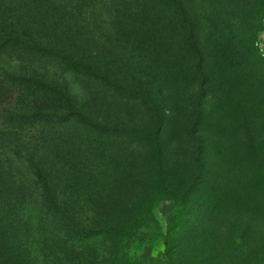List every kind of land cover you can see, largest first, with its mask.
<instances>
[{"label":"rangeland","instance_id":"obj_1","mask_svg":"<svg viewBox=\"0 0 264 264\" xmlns=\"http://www.w3.org/2000/svg\"><path fill=\"white\" fill-rule=\"evenodd\" d=\"M11 2L21 7L0 45L14 32L25 50L0 46V223L28 203L35 220L7 225L5 236L28 263L61 264L65 251L64 264L89 260L74 257L85 241L65 240L55 220L67 214L88 229L94 213L116 211L117 194L127 190L117 178L148 162L154 150L142 136L159 123L156 169L173 168L176 184L200 187L189 198L187 223L196 217L201 224L197 213L254 183L264 163V59L252 42L264 0ZM71 112L88 122L34 119ZM11 155L42 169L52 205ZM176 213L174 201L154 207L161 238L145 249L146 264L184 260L185 246L169 256L165 243Z\"/></svg>","mask_w":264,"mask_h":264},{"label":"trees","instance_id":"obj_2","mask_svg":"<svg viewBox=\"0 0 264 264\" xmlns=\"http://www.w3.org/2000/svg\"><path fill=\"white\" fill-rule=\"evenodd\" d=\"M14 1L23 2V0ZM18 9L14 8L11 0H0V32H7L4 26L12 22L11 19L14 18ZM263 14L264 8L259 28L252 42V47L259 57L261 56L254 43L261 30ZM13 33L5 37L8 40L7 44L0 46L9 48L10 51L16 50L17 53L23 52L25 49L22 47L21 38L14 36ZM261 58L264 59V57ZM71 114L73 115L57 116L40 113L34 119L46 124H65L76 120L85 125L88 122L79 114L73 112ZM156 126L152 133L142 136V139L149 142L150 149L152 146L154 150L150 155L151 158L134 172L122 171L117 178V186L127 190L117 194L120 207L116 211L94 213L93 225L88 229L81 227V222L78 226L71 223V218L67 214H62L59 221L55 220L65 240L71 239L72 236L84 240L86 244L83 249L80 248L78 256L74 257H89V260L81 262L80 258H77L74 261L69 260V264H146L142 259L145 249L161 238L160 223L155 218L153 209L164 201H174L177 210L176 215L169 222L165 236L167 253L170 256L177 250V245L186 247V250L182 249L184 260L182 262L177 260L178 264H255L258 262L257 257H264V163L257 169L253 178L254 183L249 181L244 195H233L230 199L215 201L203 210L206 213H197V218L202 220L201 224L199 221L196 222V217H192V220L187 223L188 213L191 211L189 198L200 187L195 186L196 182L185 186L176 184L170 179L172 175L178 176V171L173 168H167V170L165 168L162 171L156 169V167H162L159 143L163 130L162 127L160 131L161 123ZM262 151L264 153V142ZM157 154L159 157H155ZM11 159H14V166L27 170L25 176L37 189V193L46 196L45 203L52 205L51 193L47 189L48 183L42 169L37 165L21 162L13 156ZM153 167L154 171H152ZM134 187L140 189L148 187L149 191L142 195L129 193L128 191ZM40 202L42 201L39 200ZM24 207L11 216L1 218L6 221L0 223V264H30L25 257H22L23 254L17 247L5 244L7 225L14 227L21 222L32 223L35 220L33 212L28 210V203L24 204ZM91 240H100V243L90 245L88 241ZM63 254L67 257H59V262L64 264L63 261L66 260L68 263L67 259L71 254L66 251Z\"/></svg>","mask_w":264,"mask_h":264},{"label":"built area","instance_id":"obj_3","mask_svg":"<svg viewBox=\"0 0 264 264\" xmlns=\"http://www.w3.org/2000/svg\"><path fill=\"white\" fill-rule=\"evenodd\" d=\"M254 46L261 57H264V14L262 17L261 30L255 40Z\"/></svg>","mask_w":264,"mask_h":264}]
</instances>
